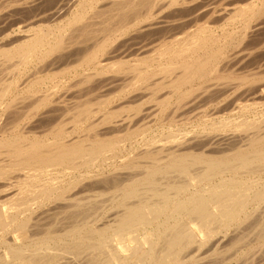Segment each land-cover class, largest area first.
<instances>
[{"label":"bare ground","instance_id":"obj_1","mask_svg":"<svg viewBox=\"0 0 264 264\" xmlns=\"http://www.w3.org/2000/svg\"><path fill=\"white\" fill-rule=\"evenodd\" d=\"M262 35L264 0H0V264L264 238ZM199 101L218 125H174Z\"/></svg>","mask_w":264,"mask_h":264},{"label":"rangeland","instance_id":"obj_2","mask_svg":"<svg viewBox=\"0 0 264 264\" xmlns=\"http://www.w3.org/2000/svg\"><path fill=\"white\" fill-rule=\"evenodd\" d=\"M202 23L203 24H205V20H203L202 21ZM258 38L260 37V36H257ZM256 38V37H255ZM261 38H264V35H262V37H260V39ZM198 103H200L199 105H196V107L195 108H192V111H190V109L189 110H186V111H184V110H180L179 112L177 111L176 113H173V111L171 112V113H173V116H174V118L173 119H175V123H174V125L176 124V125H178V127H180V128H184V130H188L189 128L191 129V130H196V131H200V130H203L204 128H206V126H207V128L209 129V127H212L215 123H213V122H216V124L218 125V121L217 120H220V118H219V116H216V115H214L213 117H212V115L210 116V117H208V115H210L211 113H213V112H211V111H213V110H211V109H213L214 108V106L213 105H210L209 107H207V106H204V103H203V101L201 102V101H199ZM197 103V104H198ZM203 104V105H202ZM199 106H201V107H199ZM213 108H212V107ZM199 107V108H198ZM203 107H204V109H203ZM211 108V109H210ZM194 109V110H193ZM196 110V111H195ZM199 110H200V112H199ZM211 110V111H210ZM181 111H183L182 113H181ZM201 111H202V113H201ZM209 111V112H208ZM185 112V113H184ZM199 112V113H198ZM207 112V113H206ZM180 113V116L178 117V114ZM184 113V114H183ZM192 113H194V114H196V116L197 117H195V115H193ZM197 113H198V115H197ZM210 113V114H209ZM176 114H177V116H176ZM185 114H187V115H185ZM182 115V116H181ZM191 115V116H190ZM184 116V117H183ZM188 116V117H187ZM193 116H194V119H192L193 118ZM176 117V118H175ZM189 117H191V118H189ZM208 117V118H207ZM184 120H183V119ZM187 118H188V120H187ZM218 118V119H217ZM180 119H182V121L180 120ZM189 119H192V121L191 120H189ZM176 120H178V121H176ZM196 120V121H195ZM202 120V121H201ZM205 120V121H204ZM213 120V121H212ZM179 121H181V122H179ZM169 123V122H168ZM205 123V124H204ZM183 124V125H182ZM213 124V125H212ZM156 125V124H155ZM212 125V126H211ZM187 126V127H186ZM201 126V127H200ZM214 126H216V125H214ZM199 127V128H198ZM167 128V130L165 131V129ZM165 129H157L156 130V127L154 128V129H145L144 131H146V132H144V131H140L139 132V135H138V137H137V141L139 140V141H141L143 138H147V136L148 137H150V136H154V137H157V138H162L164 135H166L168 132H169V128L170 127H166ZM195 128V129H194ZM169 129V130H168ZM189 129V131H191ZM150 130H153V131H151V133H150ZM160 130V131H159ZM161 130H162V133H161ZM164 131V132H163ZM146 133V134H145ZM154 133H156L155 135H154ZM141 134V135H140ZM143 134H145V135H143ZM152 134V135H151ZM159 134V135H158ZM162 134V135H161ZM164 134V135H163ZM142 135H143V138L141 139V137H142ZM161 135V136H160ZM160 136V137H159ZM166 137V136H165ZM141 139V140H140ZM61 178V179H60ZM60 179V180H59ZM63 179V177L61 176H59L58 177V181L56 180V182H60L61 180ZM45 181H43L42 183H44ZM257 216V215H256ZM255 217V216H254ZM254 217H252V219H250V221L248 222H245L244 223V225H246L245 227H246V229H245V227L243 226L242 228H243V230L242 231H244V233H248V235L247 234H244V237H246V238H244V241L243 242H241V244L240 243H238V244H240L241 246H242V249H241V247L239 246V245H236L238 248L237 249H239V250H237L236 249V254H234L233 255V253H234V251H235V249H234V247H231L232 246V244L230 245V246H228V243H230V241H231V239L229 240H226L225 241V243L224 244H221V245H219L220 246V249L218 248L219 246L217 245V241L215 240V239H213L212 241H211V243L210 244H214V242H215V246L212 244V250L211 249H209L210 248V246L208 247V245L207 246H205V250L202 248L201 250H194V251H191V252H189L190 253V255L188 254V256L185 258V260H187V261H189L191 258H193L192 260H191V262L189 261L188 263L189 264H197V262H199L198 264H211L212 262L213 263H215L214 261L216 260V263L215 264H247V262L248 261H250V259L251 260H255V262H248V263H250V264H264V256H262L263 254H264V251L262 250V249H264V245H263V243H264V238H260L261 236H260V229H258V219L256 220V217H255V220H254V222H253V218ZM252 221V222H251ZM261 221V220H260ZM259 221V222H260ZM250 222H251V224H250ZM252 223H255L254 225L252 224ZM243 225V224H242ZM241 225V226H242ZM249 225V226H248ZM248 227V228H247ZM252 228H253V230H252ZM246 230V232H245V230ZM248 229V230H247ZM240 230H241V228H240ZM257 230H258V232H257ZM258 234H257V233ZM241 233H239V235H240ZM257 234V235H256ZM254 235V236H253ZM260 237H259V236ZM219 237H220V234L218 235ZM217 236V237H218ZM222 236V235H221ZM223 237V236H222ZM250 237V238H249ZM255 237V238H254ZM253 238H254V240L256 239V238H259V239H256L255 241L253 240ZM218 239V238H217ZM250 240V241H249ZM247 241V242H246ZM228 242V243H227ZM246 245H245V244ZM129 244L130 245H134V243L131 241V242H129ZM226 244V245H225ZM217 245V246H216ZM228 248V247H230V249L228 248H226L225 246ZM263 245V246H262ZM206 247H208L207 249H206ZM216 247V248H215ZM222 247H224V248H222ZM236 248V247H235ZM260 248H261V250H260ZM209 249V250H208ZM217 249H218V251H217ZM222 249H223V251H222ZM226 251H225V250ZM234 249V250H233ZM255 249H256V251H255ZM205 251L204 252V254H203V252H202V257L200 256L201 255V252H200V255H199V251ZM217 252H216V251ZM232 250V252H230ZM252 250H254V251H252ZM207 251V252H206ZM209 251V252H208ZM222 251V252H221ZM244 251V252H243ZM252 251V252H251ZM260 251H261V253H260ZM263 251V252H262ZM227 252H230V253H228L227 254ZM243 252V253H242ZM248 252L252 255H248ZM255 252V253H254ZM205 253H206V255H205ZM216 253V254H215ZM240 253H241V255H240ZM247 253V255L249 256H247V255H245ZM194 254H196V255H194ZM198 254V255H197ZM232 254V255H231ZM193 255V256H192ZM222 255L224 256V257H222ZM247 256L246 258H245V256ZM260 255V256H259ZM190 256V257H189ZM197 256H199L198 258H196ZM217 256H219L223 261H220L221 259H217L218 257ZM234 256V257H233ZM251 256V257H250ZM189 257V258H188ZM231 257H232V259H231ZM238 257V258H237ZM258 257H260V259L258 258ZM196 260H195V259ZM208 258H212L211 260L209 259V262H211V263H208ZM224 258V259H223ZM197 259H198V261H197ZM196 261V263H195V261ZM203 260V261H202ZM206 260V261H205ZM212 260H214V261H212ZM242 260V261H241ZM205 261V262H204ZM217 261L219 262V263H217ZM243 261H244V263H243ZM194 262V263H193ZM204 262V263H203ZM226 262V263H225ZM257 262V263H256ZM188 263H186V264H188Z\"/></svg>","mask_w":264,"mask_h":264}]
</instances>
